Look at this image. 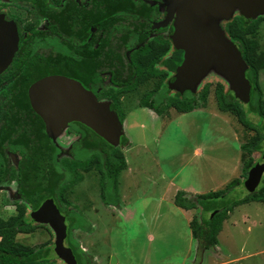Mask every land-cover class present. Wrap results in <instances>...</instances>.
<instances>
[{"label":"trees","instance_id":"obj_1","mask_svg":"<svg viewBox=\"0 0 264 264\" xmlns=\"http://www.w3.org/2000/svg\"><path fill=\"white\" fill-rule=\"evenodd\" d=\"M11 1L30 4L33 13L48 19V24L45 30L35 31L29 39L20 43L12 64L0 74V184L15 179L21 199L33 209L51 197L65 214L66 204L69 203L66 192L83 178L79 170L88 172L96 169L100 172V194L103 201L108 202L104 181L109 178L117 189L119 176L127 168L124 153L89 127L76 122L72 127L80 137L74 145L79 146L81 153L73 145L71 159L59 160L60 148L49 139L42 119L32 110L27 88L41 76L64 74L80 81L99 98L101 94L107 95L100 74L108 70L111 83L128 92L154 77L163 81L167 71H175L182 62L183 51L175 49L170 38L156 36L147 39L153 5L144 0H92L89 8L80 6L77 0H54V3L50 0ZM262 21L264 16L254 19L240 14L224 28L247 64L246 77L251 85L249 101L239 100L230 89L222 93L221 85L216 87L221 110L235 115L246 128L254 129L256 124L262 130L240 145L246 154L261 150L264 140V99L259 85L264 52L257 54L258 43L250 37ZM92 40L94 45L89 46ZM39 45L42 46L41 53L37 51ZM170 49L174 50L164 60L166 71L158 70L156 63ZM169 83H163L154 93L149 102L150 108L158 110L159 104L168 96ZM180 93L181 96L169 98L167 105L179 112L193 110L194 93L187 90ZM110 101L111 108L120 114L119 119L123 122L125 114L118 110L120 102L116 95ZM250 114L252 116L248 117ZM90 131L95 137L89 135ZM126 141L127 138L122 136L120 144ZM5 148L20 152L22 158L17 165L10 164ZM253 164L245 162V176ZM240 183L242 180L234 178L223 190L199 194L196 198L203 213L199 223L192 220L190 228L200 250L215 249L223 221L236 206L252 201L264 204V177L255 190H247L244 196L227 202L221 200L227 191ZM118 197L117 205L120 195ZM174 203L184 209L194 207L193 200L181 191L176 193ZM15 209L16 213L0 224V264H51V259L56 256L54 243L44 242L33 247L17 240V234L33 232L37 222L30 215H25L23 204H15ZM77 213L72 209L66 213L68 229L65 241H68L78 264H91L87 254L72 237L74 229H90L80 213L84 221L75 222Z\"/></svg>","mask_w":264,"mask_h":264},{"label":"rangeland","instance_id":"obj_2","mask_svg":"<svg viewBox=\"0 0 264 264\" xmlns=\"http://www.w3.org/2000/svg\"><path fill=\"white\" fill-rule=\"evenodd\" d=\"M0 10L16 19L24 37L29 35L26 24H34L37 29L47 25L45 20L36 19L26 5L0 0ZM239 15L240 12L235 10L230 18H221L219 23L225 28L229 21ZM261 16L264 13L255 18ZM150 35L168 38V27L160 31L151 30ZM250 37L258 43L257 54H262L264 21ZM94 42L92 40L88 45L92 46ZM173 50L170 49L156 63L158 70L166 71L164 60L170 57ZM174 75L175 71L169 70L163 81L154 77L128 92L113 85L109 74L102 75L107 95L101 94L100 100L111 103V97L116 95L120 102L118 110L125 114L122 136H126L128 142L117 147L124 153L132 172L125 186L127 171H122L117 189L113 181L106 178L104 188L108 202H105L100 194V172L96 169L88 172L79 170L83 178L66 192L69 200L66 213L70 209L80 213L90 229L77 228L73 230L72 237L87 254L91 264H109V255L118 259L117 264H264V204L260 202L238 205L228 213L217 234L215 249L201 251L190 228L192 220L199 223L202 217V206L196 203L199 194L223 190L234 178L242 180V183L227 191L221 200L227 202L246 194L244 181L248 174L245 176L243 166L247 161L261 162L264 140L262 149L251 154L242 152L240 145L262 130L256 124L254 129L246 128L235 115L221 110L216 87L221 85L222 93H226L230 84L213 68L196 85L193 110L179 112L167 105L169 98L181 96L178 88L170 89L158 110L150 108L151 97ZM259 85L264 99V65L259 70ZM181 91L183 94L184 90ZM89 135L95 137L91 131ZM78 138L79 135L68 128L54 137L60 148L59 160L71 159L70 145ZM74 149L78 150L79 146L74 145ZM196 149H200L201 153L196 154ZM78 153L81 152L78 150ZM136 171L145 177L144 182L142 185L138 182L127 193L129 183L136 182ZM168 181L172 182L174 188H166ZM16 187L15 181L0 185V224L16 213L17 203L25 206V215L32 211L31 206L18 197ZM176 187L196 193H189L194 207L189 209L188 221L184 211L171 200L174 194L172 190ZM118 189L120 191L116 192ZM121 190L125 192L124 197ZM118 195L119 205L116 204ZM156 206L159 209L157 212L150 210ZM127 209H131V213H127ZM78 213L75 222L82 220ZM148 234L155 239H149ZM16 238L36 247L44 242L53 244L55 232L49 224L37 223L33 232L19 233ZM65 245L68 246L67 240ZM94 258L99 259L95 261ZM51 264L66 263L56 255L51 259Z\"/></svg>","mask_w":264,"mask_h":264},{"label":"water","instance_id":"obj_3","mask_svg":"<svg viewBox=\"0 0 264 264\" xmlns=\"http://www.w3.org/2000/svg\"><path fill=\"white\" fill-rule=\"evenodd\" d=\"M238 10L245 18L264 13V0H168L166 18L155 24L165 26L174 18L171 35L173 47L183 51L182 62L176 67L170 89L195 91L197 83L215 69L230 84L235 97L243 102L250 99L247 64L236 43L221 27V18H230ZM18 31L14 21L0 14V73L11 63L18 49ZM31 108L42 119L45 132L58 136L71 122H80L112 146L120 144L123 124L110 102L98 100L80 81L63 74H48L28 88ZM264 173V152L261 162L250 167L244 181L247 190H255ZM30 217L37 223L49 224L55 232L54 252L66 264H78L72 249L65 245L66 216L53 198H46ZM112 263L115 257L112 256Z\"/></svg>","mask_w":264,"mask_h":264},{"label":"flooded vegetation","instance_id":"obj_4","mask_svg":"<svg viewBox=\"0 0 264 264\" xmlns=\"http://www.w3.org/2000/svg\"><path fill=\"white\" fill-rule=\"evenodd\" d=\"M10 1V3H12V4H15V5H26V6H28V7H30L31 8V12H32V14L35 16V18L36 19H42V20H45L46 22H47V24H48V19H46V18H42V17H38V16H36L34 13H33V10H32V6L30 5V4H27V3H24V2H13V1H11V0H9ZM54 0H50V2L51 3H54L53 2ZM77 1H79L80 2V6H82V7H85V6H87L88 8L89 7H91L90 6V4H92V0H84V1H82V0H77ZM144 1H146L147 3H150V4H152L153 6H152V12H153V19L152 20H150V29L147 31V39H150V38H153V37H158V36H160V35H154V36H151L150 35V31L151 30H155V31H160V30H163L164 28H166V27H168V30H169V36H168V38H170V40H171V35H172V33H173V30H174V18H172V19H170L169 21H168V23L165 25V26H160V27H155V24L156 23H159V22H161V21H163L165 18H166V16H167V13H168V0H144ZM0 14H4V19L5 20H7V21H14L15 22V24H16V26H17V31H18V37H19V40H18V49H19V46H20V43H22L24 40H26V39H29L31 36H32V33H34L35 31H42V30H45L46 28H47V25H46V27L45 28H35L34 27V24H26V26H25V29H26V31L28 32V36L27 37H24L23 35H22V33L19 31V27H18V23H17V21H16V19L15 18H13V17H9V16H7L2 10H0ZM221 25V24H220ZM221 27H222V25H221ZM223 28V30H224V27H222ZM98 29V28H97ZM160 37H163V36H160ZM172 42V41H171ZM94 45V44H93ZM92 45V46H93ZM18 49L16 50V52L18 51ZM37 51L38 52H42V46L41 45H39V46H37ZM16 52H15V54H16ZM15 54H14V56H13V59H12V61H11V63L8 65V67L12 64V62H13V60H14V57H15ZM7 67V68H8ZM6 68V69H7ZM5 69V70H6ZM4 70V71H5ZM4 71H2L1 73H3ZM0 73V74H1ZM109 74V76L111 77V73L108 71V70H106V71H102L101 72V83L103 84V81H102V75L103 74ZM48 75V74H47ZM64 75V74H63ZM45 76V75H44ZM43 76H41V77H39V78H36L35 80H33L30 84H29V86L34 82V81H36V80H38V79H40V78H42ZM173 79V78H172ZM111 82V81H110ZM83 85V84H82ZM114 85V84H113ZM29 86H28V88H29ZM84 86V85H83ZM85 87V86H84ZM28 88H27V97H28ZM87 89H90V88H88V87H86ZM103 88H104V86H103ZM91 90V89H90ZM92 91V90H91ZM99 91V90H98ZM94 93V92H93ZM192 93V92H191ZM95 94V93H94ZM96 95V94H95ZM96 97H97V95H96ZM97 99L98 100H100V97L98 98L97 97ZM28 101H29V98H28ZM29 104H30V101H29ZM31 106V105H30ZM111 106V105H110ZM33 110V109H32ZM34 111V110H33ZM73 123H76V122H71V123H69L68 124V126L66 127V128H68V129H71V130H74L73 129V127L70 125V124H73ZM78 123V122H77ZM80 123V122H79ZM44 124V123H43ZM122 124H123V122H122ZM44 131H45V126H44ZM74 132H76L78 135H79V137H80V134H79V132H77L76 130H74ZM46 133V132H45ZM62 133V132H61ZM60 133V134H61ZM59 134V135H60ZM58 135V136H59ZM48 137H49V139L54 143V144H56L55 143V141H54V137H50L49 135H47ZM56 137V136H55ZM122 137V136H121ZM126 137V136H125ZM127 138V137H126ZM79 139V138H78ZM78 139H76V140H74V141H72V143H71V145H70V154H71V149H72V147H73V145H74V143L75 142H77L78 141ZM121 141V140H120ZM127 142H128V138H127V141H126V143L125 144H127ZM122 145V144H121ZM56 146H57V144H56ZM5 153L7 154V158L10 160L9 162H10V164H12V165H17L18 164V162L20 161V159L22 158V155L20 154V152H18V151H12V150H9L8 148H5ZM16 156H17V159H16ZM72 156V155H71ZM15 162V163H14ZM127 162V161H126ZM255 164V163H254ZM253 164V165H254ZM250 169V168H249ZM264 174V173H263ZM262 177H263V175H262ZM262 179V178H261ZM8 181H15L16 183H17V181L15 180V179H10V180H6L5 182H8ZM4 182V183H5ZM1 184H3V183H1ZM0 184V185H1ZM16 193H17V195H18V197H20V195H19V193L17 192V187H16ZM21 198V197H20ZM23 200V199H22ZM55 201V200H54ZM42 203V202H41ZM28 204V203H27ZM31 206V205H30ZM31 209L33 210V208L31 207ZM64 214V213H63ZM65 216H66V214H64ZM66 223H67V219H66ZM68 226V225H67Z\"/></svg>","mask_w":264,"mask_h":264},{"label":"crops","instance_id":"obj_5","mask_svg":"<svg viewBox=\"0 0 264 264\" xmlns=\"http://www.w3.org/2000/svg\"><path fill=\"white\" fill-rule=\"evenodd\" d=\"M147 108V107H146ZM196 154H200L201 153V150L200 149H196V152H195ZM126 171H127V175L125 176V182H124V185L126 186V184H127V179H129L130 180V178H128L129 176H131V172H132V170H131V167H129V165H128V163H127V168L125 169ZM126 171H123V172H126ZM136 174H137V177H136V182L135 181H133V182H131V183H129V186H128V190H127V193H129L130 192V190H131V188L132 187H134L135 185H137V183L138 182H140V184L142 185V183L144 182V179H145V177L141 174V173H138L137 171H136ZM175 186V185H174ZM174 188L173 187V184H172V182L171 181H168L167 182V184H166V188ZM172 191H174V194H173V198H171V200L174 202V198H175V195H176V193L178 192V191H181L182 193H184V195L186 196V197H188V198H190L191 199V197L189 196V193H194V194H196L195 193V191H185V190H179V189H177V187L175 188V190L173 189ZM125 192H123L122 190H121V194H122V196L124 197L125 196V194H124ZM126 193V194H127ZM198 194V193H197ZM162 199V198H161ZM160 199V200H161ZM179 207V206H178ZM179 208H181L183 211H184V213L186 214V216H187V221H188V219H189V209H184V208H182V207H179ZM150 210H152L153 212H157L159 209L157 208V206H156V208H153V209H150ZM127 213H131V209H127V211H126ZM127 217V216H126ZM88 228H90V226H88ZM74 230H76V229H74ZM79 230H82V229H79ZM192 235V234H191ZM148 236H149V239H155L154 238V236L153 235H151V234H148ZM193 237V236H192ZM197 242H198V240L195 238V237H193ZM217 246V245H216ZM111 255H109L108 257H109V264H117V262H118V259L117 258H115V262L114 263H112L110 260H111V257H110ZM99 259V258H98ZM98 259H95L94 258V260L95 261H97ZM93 260V261H94ZM101 260V259H100ZM101 261H104V259H102ZM103 263V262H102Z\"/></svg>","mask_w":264,"mask_h":264}]
</instances>
